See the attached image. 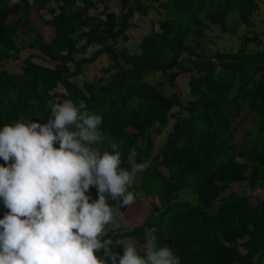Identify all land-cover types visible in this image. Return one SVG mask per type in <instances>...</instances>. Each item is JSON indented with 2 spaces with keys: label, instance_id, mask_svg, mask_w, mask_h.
<instances>
[{
  "label": "trees",
  "instance_id": "16d2710c",
  "mask_svg": "<svg viewBox=\"0 0 264 264\" xmlns=\"http://www.w3.org/2000/svg\"><path fill=\"white\" fill-rule=\"evenodd\" d=\"M113 1L0 0V128L20 118L47 123L49 101L57 97L77 106L85 102L87 111L102 116L100 128L106 134L94 147L111 152V142L118 143L122 168L130 169L132 148L137 163L147 162L129 191L135 201L155 200L148 202L142 219L121 234L136 239L141 255L144 233L155 226L158 246H170L181 264H264V197L232 190L243 182L252 190H264V46L247 49L250 41L264 45V40L255 33L244 35L238 52L210 55L201 50L211 25H219L224 34L236 33L240 24L255 27L258 0H121L120 8L112 10ZM155 6L160 30L143 37L139 52L118 48L121 38L128 40L134 18L149 15ZM34 8L51 13L44 19L56 28L49 42L32 18ZM234 10L238 23L231 26ZM12 15L18 18L9 21ZM24 37L26 44L19 42ZM94 44L100 47L86 55ZM24 46L42 55L31 53L20 72H10L4 63L21 60ZM103 54L111 61L107 75L83 85L70 80ZM44 56L51 64L36 60ZM156 71L162 72L161 79L152 83L146 74ZM187 73L192 96L188 103L177 90L163 92ZM251 113L258 115L256 133L247 130L238 142ZM169 125L161 150L155 152L152 128L161 133ZM186 189L197 194V203L182 197ZM86 194L98 199L95 186ZM108 203L116 206L110 198ZM132 206L118 211L124 214ZM109 239L112 252L122 255L119 235L109 232L102 237ZM97 255L109 259L111 252Z\"/></svg>",
  "mask_w": 264,
  "mask_h": 264
},
{
  "label": "clouds",
  "instance_id": "9594fccd",
  "mask_svg": "<svg viewBox=\"0 0 264 264\" xmlns=\"http://www.w3.org/2000/svg\"><path fill=\"white\" fill-rule=\"evenodd\" d=\"M49 107L45 124L20 118L0 128V199L8 209L0 219V264H181L170 246H158L155 226L144 233V255L131 240L122 255L112 252L105 228L119 207L135 202L129 189L147 162L137 163L132 148L131 167L122 168L118 143L111 152L94 147L106 134L102 116L85 102ZM93 186L95 200L86 194ZM101 250L110 258L98 256Z\"/></svg>",
  "mask_w": 264,
  "mask_h": 264
},
{
  "label": "rangeland",
  "instance_id": "374dc122",
  "mask_svg": "<svg viewBox=\"0 0 264 264\" xmlns=\"http://www.w3.org/2000/svg\"><path fill=\"white\" fill-rule=\"evenodd\" d=\"M17 1V0H12ZM260 4L259 10L255 13V27L248 28L244 24H240L238 30L236 33L228 32V33H221L220 26L219 25H211L210 29L207 31V36L205 38L201 39V50L206 51V53L213 55L218 52H238L241 44L243 43V37L244 35L254 36L255 33L260 34V38L264 40V21H263V9H264V0H258ZM121 0H114L111 3V9L116 10L120 8ZM57 4L53 3L51 6H56ZM102 6L100 7V9ZM24 9H22L21 13H23ZM98 10H92L91 13L97 14ZM238 11L234 10L230 14L229 18V24L231 26H234L235 23H238ZM161 15L159 14V11L157 10V7H153L150 10V14L147 16H143L141 14H138L134 18V26L128 31V40H124L121 38L120 42L118 43L117 47H123L127 46L129 47L130 51L133 53L141 51L140 42L143 39V37L146 34L151 33L153 30H160L159 27V18ZM18 16L12 15L9 18V21L16 20ZM32 18L34 21L38 24L41 32L44 35L45 41L49 42L51 38L54 36L56 32V28L51 23L45 22L44 19H50L51 13L49 10H37L36 8L32 11ZM28 35H34L33 33L26 31ZM28 39L24 37L23 40H19L20 43L26 44ZM193 40L189 39V43H192ZM264 45L258 43L257 41H250L247 44V49L249 52L261 50ZM100 45L94 44L91 45L88 48L86 55H92L96 49H98ZM37 52L40 55H42L41 52L31 49L28 46H24V49L22 50V58L18 61H11L9 63H4V67L7 68L10 72H20L22 69V66L24 65L23 60L29 56L31 53ZM84 54H79V56H83ZM43 59H36L38 62L44 63V64H51L46 60V56ZM111 61L107 54L101 55L95 62L86 64L84 66L83 73L79 76L71 77L70 80L73 82H76L80 85H83L85 80H93L96 77L107 75L105 72V68L110 65ZM71 67L74 69V63H71ZM162 72L156 71V72H149L146 74V78L152 82L156 83L159 79H161ZM190 78V74H182L178 76L177 79V85L171 86L167 84L162 88L163 92L165 94H170L173 91L177 90L182 98V101L184 103H188V101L192 98V96L189 94V84L188 80ZM59 90L65 91V87L60 85ZM66 99H62L61 97H57L54 99H51L49 101L50 103H62ZM83 111V110H82ZM247 114V111L244 112V115ZM257 119L258 115L251 113L249 114L247 120L243 123V128H241L240 132L238 133L237 141H242V136L247 130H251L254 134L256 133V126H257ZM157 127L152 128V133L156 139V145H155V152H159L161 150V145L165 141L169 131L171 130V126H167L161 133L156 132ZM74 130V129H73ZM0 164H5V162L0 159ZM7 166V165H5ZM140 174L137 176L139 177ZM232 190H236L239 193H248L249 195L255 196L256 194L260 195L261 197H264V190L261 189H255L252 190L250 185L246 182L243 183H237L232 185ZM182 197L184 199H190L193 203L198 202L197 194L192 191L191 189H186L182 193ZM145 199V200H144ZM155 200V198H148V197H141L138 200H136L133 203V206L124 214L117 215L114 220L115 223L113 225H109L105 228V234L112 232L117 233L119 235V243H125L129 240H131L133 243L136 244L138 250H139V244L137 243L135 238H130L127 236H122L121 234L125 232L126 230H129L130 224H133L140 219H142V216L147 213V208L149 205V201ZM7 208L4 206L2 199H0V219L4 217V214L6 212ZM116 225H119L117 227ZM104 234V235H105ZM117 246V243H113V248L115 249ZM242 250H245L244 248H241Z\"/></svg>",
  "mask_w": 264,
  "mask_h": 264
}]
</instances>
